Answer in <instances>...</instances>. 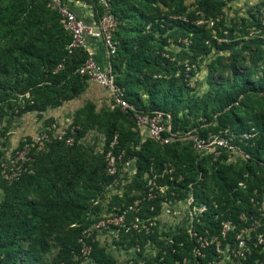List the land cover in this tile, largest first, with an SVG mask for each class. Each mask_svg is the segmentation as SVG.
I'll return each mask as SVG.
<instances>
[{"label":"trees","instance_id":"1","mask_svg":"<svg viewBox=\"0 0 264 264\" xmlns=\"http://www.w3.org/2000/svg\"><path fill=\"white\" fill-rule=\"evenodd\" d=\"M85 1L92 6L97 18L100 10L97 1ZM234 1L194 0L187 4L186 0H112L113 12L119 18L131 23L134 18L137 21L138 15L139 24L133 41L118 29L115 34L118 51L111 58V64L116 84L125 88V97L135 110L169 114L174 133L192 132L199 138L209 133H232L236 136L233 143L250 158L229 163L227 153L215 159L211 154L198 153L192 143V147L187 148L183 141L164 147L150 138L141 142L138 132L127 125L135 124L133 110L125 112L118 107L106 115L97 112L94 103L89 102L75 112L70 125L76 129L73 146L52 140L43 148L34 149V174H26L10 184L3 177L0 163V192L3 194L0 199V264H49L45 256L54 244L58 252L50 264L70 261L73 251L79 248L78 239L83 231L101 218L106 190L115 182V177L106 174L105 155L116 133L119 140L116 151L124 150L125 160H135L136 174L124 197H112L109 207L114 212L129 210L138 198L131 195L132 191L144 193L146 174L151 169L161 173L164 166L174 168L172 181L167 175L160 180L165 179L169 184L166 194L141 200L139 210H130L127 215L141 221L153 219L163 201L182 200L188 194L192 195L195 206L205 207L194 219L191 232L184 230L161 242L154 234L152 238L160 246L158 253L126 264H185L184 261L215 264L226 245L229 244L231 250L236 248L238 234L249 227L255 229L242 264H264V243L260 242L264 240V109L249 113L243 110L247 105L240 101L247 93H264V77L257 81L251 79L260 63L264 64V39L248 38L247 31L252 26L264 31V27L255 15L252 21L242 19L240 24L227 27L223 10ZM25 2L12 0L8 11L15 13L25 7ZM261 5L264 6V1ZM47 20L25 23L22 30L19 29L21 33L11 39L13 47L0 43V73L7 74L11 66L15 73L13 79L0 80V118L10 111L21 117L60 107L88 88V79L78 73L88 54L78 50L68 56L66 47L71 37L64 30L57 10ZM31 25L35 28H30ZM28 28L38 33L34 39H25L24 30ZM157 35L162 38L161 42H155ZM169 38L177 43L179 40V50L170 49ZM221 38L229 41L220 42ZM252 47L257 49L251 57L254 68L240 73L238 62ZM214 51L230 53L229 70L233 81H228L226 86L214 84L211 93L199 99L201 107H197L198 99L184 105V92L191 91L187 81L194 75V67ZM224 58L219 56L211 63L210 76ZM63 59H66L65 69L54 74L53 68ZM186 63L191 66L188 74ZM140 91L148 96L146 104L140 98ZM26 94L31 99L23 106L9 101ZM51 123L48 120L45 125ZM83 123H86L85 128ZM205 124L210 125L203 127ZM95 129L104 134L103 151L86 159L78 143L88 131ZM245 133L252 137L241 138ZM3 134H0V146ZM22 144L23 141L18 147ZM64 147L74 153L72 158H67L62 151ZM3 156L0 148V161ZM225 225H229V229L225 230ZM148 240L145 231L121 230L114 243L124 249L139 246L143 251ZM89 264H117V261L95 241Z\"/></svg>","mask_w":264,"mask_h":264},{"label":"rangeland","instance_id":"2","mask_svg":"<svg viewBox=\"0 0 264 264\" xmlns=\"http://www.w3.org/2000/svg\"><path fill=\"white\" fill-rule=\"evenodd\" d=\"M11 1L12 0H0V43L3 46L8 45L13 47L14 43L10 44V41L12 42L11 39L14 38L16 33H21L19 29L21 28L20 30H22V28L25 26V23L27 24L28 21H33V23L36 21H48L47 19H49L53 11H55V8L50 5L48 1L26 0L25 7L18 8L15 13L10 14L7 7L9 3H11ZM263 1L264 0H235L234 2L228 4L223 10L226 26L231 27L233 24H240L242 19L252 21V15H255V17L264 27V6L261 5ZM193 2L194 0H186L187 4H191ZM132 3L135 4V2L133 1ZM117 17L120 22L119 31H122V33H127L129 38H131L133 41L137 37V32L135 29L136 25L139 24L137 23L139 22L138 15L136 16L137 21L134 18L132 19L131 23H128L127 20L123 21L121 18H119V16ZM47 25L50 26V24ZM121 25H125L124 29H121L122 27L120 28ZM30 28L35 27L34 25H31ZM239 29H242V27H240ZM247 31L249 32L248 38L259 36L260 38L264 39V31L256 26L248 27ZM24 32L26 34L25 39H34L35 36L38 35V33H36L34 30L30 31L29 28L27 30H24ZM161 41L162 38L157 35L155 42ZM168 43L171 44V46H169L170 49L179 50V40L177 43V41H175L173 38H169ZM88 46L92 52L93 49L95 51V47H92V41H90V39H88ZM256 50V47H252L243 54V57L238 62L240 73H247L254 68L251 57H253V55L256 53ZM16 52L18 51H15V53ZM98 52H100V50L96 51L97 58H99L98 56H100ZM219 56L225 58L219 63V68L214 72L213 76H210V65ZM230 64V53L217 51H214L211 55L205 57L198 64H196V66L194 67V75H191L190 79L187 81V85L191 87V91L185 90L183 96L184 105H187L188 103L192 104L194 99L199 100L203 96H208L211 93L212 86L214 84L226 86L228 81L231 83V81H233V77L231 75V71L229 70ZM260 64L262 65H260L258 72L254 73L251 76L252 80L257 81L259 78L264 77V64ZM14 76V67L11 66L7 74L4 75L0 73V80H2L4 77H7V79H13ZM140 98L144 102V104L147 103L148 96L144 95V91H140ZM30 99V95L26 94L25 96H18L16 100L14 99L9 101L10 103H17L23 106L26 100ZM240 101L244 102L247 105V109L246 107H243V110L249 113L264 109L263 92L257 94L247 93L241 96ZM89 102L94 103L97 112L106 115H110V113L119 109L107 89L103 88L97 82L88 81V88L79 97L72 101L63 103V105L60 107L48 109L45 112H30L24 114L21 117L14 116L11 111L7 112L2 118H0V134L2 132L4 133L1 138L0 148L4 151V155H6L11 153L24 139L37 138L46 126L45 124L48 120L53 123L55 122L60 126L71 125L74 120L75 112L79 109L84 108ZM201 105L202 101L199 100L197 107H201ZM15 111H17V109ZM78 124L79 126H81L80 122ZM82 125L83 128H85L86 123H83ZM127 125L138 132L141 142L145 141V139L147 138L146 134L140 131L136 124L132 125L129 122L127 123ZM209 125L210 124H205V126L203 127H208ZM195 136V134L189 132V135L187 134L183 140V145H185L187 148L192 147V138H194ZM104 140L105 137L103 132L99 129H95L88 131L85 137L82 138L78 144L82 147L84 157L86 159H89L92 156H96L103 151V146L105 143ZM62 151L65 152L67 158L69 159L74 156V153L70 150V148L64 147ZM243 160L245 159L242 158V155L237 153L236 155L232 156V158L229 160V163H238ZM123 171L124 172H121L120 176L117 178L114 186H109V188L106 190L102 203L103 211L100 214V217L103 219H112L114 210L109 207L112 202V197L115 195L124 197V194L134 183V176L130 177L125 170ZM161 179L162 178L160 177L157 180L158 187L157 189H155V191L157 192L156 197L164 196L169 189V184L164 181L165 179L163 181H160ZM146 194V190L144 191V193L135 192V190L131 193L132 196H138L136 200H144L143 197L147 196ZM2 195V192H0V199ZM156 197L146 199L152 200ZM136 200L132 205L133 207L135 206ZM262 208H264V204L262 205ZM204 209L205 207L203 205L199 207L194 205L193 197L191 194H188V196L182 200L176 199L163 201L159 208V213L156 215V217H154L153 219L142 220L143 225L149 228V231L146 232L149 236V240L145 244L143 251H141V248L139 246L131 249H124L121 246L115 245L114 242L117 239L113 235V230L100 232L97 239L100 245L114 257V259L117 261V264H126L129 261H143L148 257L156 255L160 250V246L156 242H154L152 238L154 234L158 236L157 239L161 242L168 241L174 234L183 232L184 230L191 232L194 219L197 218ZM131 220L132 218L128 216V222H130ZM254 229L255 228L252 227L243 229L241 233L238 234L237 239H239V242L237 244V247L232 248L231 250L230 245L227 244L226 248L221 251V259L215 264H242L245 259L244 253L249 251V248L252 244L251 232L254 231ZM202 240H204V238H202ZM57 252L58 247L54 244L51 252L45 256L46 262L49 264L52 263ZM184 263L190 264L189 261H184Z\"/></svg>","mask_w":264,"mask_h":264},{"label":"built area","instance_id":"3","mask_svg":"<svg viewBox=\"0 0 264 264\" xmlns=\"http://www.w3.org/2000/svg\"><path fill=\"white\" fill-rule=\"evenodd\" d=\"M47 1L57 10L64 30L71 37L70 43L66 47L67 55L71 56L78 50H83L88 54L87 60L78 69V73L82 78L97 82L107 89L113 97L116 106L120 107L123 111L126 112L128 109L133 110V119L138 129L145 133L147 138L152 139L160 146L164 147L174 142L183 141L186 135H189V133H174L172 131L171 116L169 114L160 111L143 112L135 110L125 97V88L116 84V75L113 72L111 58H114L118 51L119 42L115 34L119 29L120 22L117 15L113 12L112 0H96L100 10L98 11L97 18H95V12L93 13L92 21L90 22L78 17L70 8V2L76 0H68L67 4L62 0ZM210 25L213 26V22ZM88 39H94L103 43L107 52V65H101L94 59L93 53L88 46ZM219 41L227 42L229 40L221 38ZM65 60L63 59L61 63L53 68L52 72L54 74H58L65 69ZM190 70L191 66L185 64V72L188 74ZM75 134V127H71L70 125L60 126L55 122L46 125L37 138L31 139V141L24 139L21 147L17 146L11 153L1 158L0 163L3 177L8 183L12 184L26 174H34V149H41L52 140L63 141L66 146H73L76 142L74 138ZM235 137L234 134L229 132L225 134L222 132L217 134L209 133L205 138L195 136L192 138V142L194 149L201 155L211 154L217 159L224 153H227L229 161L232 156L239 153L243 159H249L250 156L239 145L233 143ZM251 137L252 135L248 133L241 135V138L249 139ZM118 145L119 140L116 133L105 155L106 174L110 177H115V182L121 172H124L123 170L130 177L136 174L135 160H125V151H116ZM173 173L174 168L170 166H164L161 173L151 169V172L146 174L144 178L147 196L143 198L150 199L156 197L157 192L155 189L158 187V178H163L167 175L170 181H172ZM115 182L110 187L114 186ZM140 202L141 199L136 200L135 206H131L129 210L120 213L114 212L111 220L100 218L94 221L89 228L83 231L81 237L78 239L79 248L73 251L70 261L63 262L62 264H89L91 262L93 243L98 241L97 237L100 232L113 230V235L116 239H118L121 230L127 233L131 231L148 232L149 228L143 225L139 218L135 217L128 222V212L130 210H139L138 206ZM227 229H229V225H225V230ZM260 242L264 243V240L260 239ZM203 244L204 242H202Z\"/></svg>","mask_w":264,"mask_h":264},{"label":"crops","instance_id":"4","mask_svg":"<svg viewBox=\"0 0 264 264\" xmlns=\"http://www.w3.org/2000/svg\"><path fill=\"white\" fill-rule=\"evenodd\" d=\"M70 8L76 13V15L80 18H83L87 20L88 22L92 21L93 17V8L92 6L88 5L85 0H76V2H70L69 4ZM92 41V47H95V51L93 49V56L94 59L97 60L101 65H107L108 64V58H107V52L105 47L100 41H95L94 39H90ZM100 50L99 58H97L96 51ZM95 54V55H94Z\"/></svg>","mask_w":264,"mask_h":264}]
</instances>
